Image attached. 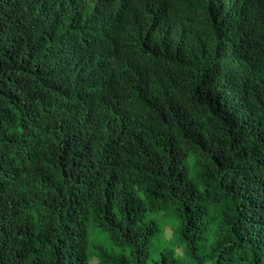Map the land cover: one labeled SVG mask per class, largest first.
<instances>
[{
    "label": "trees",
    "instance_id": "obj_1",
    "mask_svg": "<svg viewBox=\"0 0 264 264\" xmlns=\"http://www.w3.org/2000/svg\"><path fill=\"white\" fill-rule=\"evenodd\" d=\"M0 264H264V0H0Z\"/></svg>",
    "mask_w": 264,
    "mask_h": 264
},
{
    "label": "rangeland",
    "instance_id": "obj_2",
    "mask_svg": "<svg viewBox=\"0 0 264 264\" xmlns=\"http://www.w3.org/2000/svg\"><path fill=\"white\" fill-rule=\"evenodd\" d=\"M157 218H158V215L157 214H150L149 215V219H152V220H156L157 221ZM171 219L172 218H169V217L167 218L166 217L164 220L158 222L159 223V228H160V225L162 226L163 223L165 222L164 225H163L164 226L163 229L168 224L167 226H169V227H167V231H166L167 236H171L172 235L170 228H172V226L174 228H176V225H177V222L175 220H171ZM167 221H169V222H167ZM168 243H170V244H168ZM168 243L165 240H161L157 244V246L154 248V250L156 251V253H155V256L156 257H158V255H159V251L157 249H159V248H165L167 245L173 246V243H175V242L171 241V242H168ZM108 249H110V250L112 249L111 245L108 247Z\"/></svg>",
    "mask_w": 264,
    "mask_h": 264
},
{
    "label": "clouds",
    "instance_id": "obj_3",
    "mask_svg": "<svg viewBox=\"0 0 264 264\" xmlns=\"http://www.w3.org/2000/svg\"><path fill=\"white\" fill-rule=\"evenodd\" d=\"M132 39L137 43L138 47L142 49V47L145 45L146 47H151V40H140L135 34H131ZM39 185V182L36 181L35 187Z\"/></svg>",
    "mask_w": 264,
    "mask_h": 264
}]
</instances>
